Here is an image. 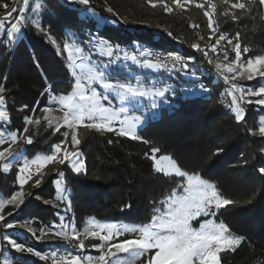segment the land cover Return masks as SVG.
Returning a JSON list of instances; mask_svg holds the SVG:
<instances>
[{"label":"trees","instance_id":"16d2710c","mask_svg":"<svg viewBox=\"0 0 264 264\" xmlns=\"http://www.w3.org/2000/svg\"><path fill=\"white\" fill-rule=\"evenodd\" d=\"M36 3L42 7L34 13ZM209 3L215 7L209 9ZM236 3H245L246 9L233 8ZM165 4L172 10L165 11ZM181 4L184 7H176L174 0H152V3L149 0H90V7L97 15L89 13L86 18L79 11L82 6L69 0H30L19 16L40 19L47 33L37 31L31 23L22 27V37L15 43L6 32L0 33V87L4 88L0 94L5 96L4 107L10 115V120L1 126L19 135L25 126V116L39 118L41 123L28 125L29 131L25 134L32 137L33 143L28 145L23 139L18 143L27 158L39 152L52 154L54 145L64 141L63 133L68 131L65 146L78 150L84 162L80 173L73 171L68 162L46 164L41 169V183L36 186L34 176L23 187L24 203L9 212L11 215H5L7 222L28 225L35 230V236L30 233L33 248L42 256L48 254L54 242L60 241L36 239L41 236V229L45 232L60 223L64 203L57 199V180L69 197L65 219L72 221L78 231L89 217L135 225L148 223L153 215V202L186 179L156 171L151 150L157 148L156 156L169 155L182 171L198 174L215 184L222 196L233 202L222 207L215 219L223 221L232 234L244 240L236 251L220 254L222 264H264V173L259 171L264 168V136L259 133L264 105L257 104L251 96L239 101L246 115L237 122L230 107V85L217 74L214 64L208 63L209 58L213 62L224 59L225 51L228 60L235 59L227 40L216 46V52L211 51V45L221 34H227L235 44L234 38L239 33L244 61L264 55V6L259 0H181ZM201 4L204 7H199ZM205 11L211 12L214 21L211 29ZM67 31L79 35L76 43L86 52L91 34L118 44L129 53L148 49L179 54L187 62V68L177 63L172 72L159 73H168L173 80L178 75L177 79L186 84L185 95L176 90L178 94L138 129L139 139L120 136L115 130L101 132L81 125L76 129L81 143L73 148L71 130L62 126L56 132L47 127L44 117L48 115L42 111L45 106L57 105L49 104L51 95L71 91L73 78L66 67L67 53L63 51V44L72 40L65 36ZM48 33L56 44L48 38ZM193 43L208 51V56L193 49ZM245 47L249 49L247 53L243 52ZM98 58L95 54L92 56L94 60ZM127 64L135 75L146 72L131 61ZM122 71V75L114 77L124 80L128 69ZM144 77L148 81L151 76ZM236 82L256 90L264 79L236 78ZM49 86L51 91L46 93ZM17 170L16 166L7 173L0 170L2 198H10L21 190ZM4 223L0 222V251L2 248L7 251L9 247L3 240L5 233L27 232L17 227L6 229ZM8 252L21 264H50L48 259L34 253H18L12 248Z\"/></svg>","mask_w":264,"mask_h":264},{"label":"snow or ice","instance_id":"6c2138e0","mask_svg":"<svg viewBox=\"0 0 264 264\" xmlns=\"http://www.w3.org/2000/svg\"><path fill=\"white\" fill-rule=\"evenodd\" d=\"M69 2L82 6L79 11L86 18L89 13L92 16L97 15L90 7V0H69ZM24 3L27 4L28 0H24ZM149 3H152V0H149ZM259 3L264 5V0H259ZM174 4L176 7H184L181 0H174ZM153 6L155 5L153 4ZM3 7L8 9L7 4ZM41 7V4L36 3L33 12L37 13ZM199 7H204V5L201 4ZM214 7L209 3V9ZM233 8L245 10L246 4L236 3ZM164 9L165 11L172 10L166 4ZM17 11V8H12L7 11L5 16L0 17V33L6 32L12 43L22 37V27L28 23H31L37 31L47 33V29L42 27L40 19L24 15L19 16L18 19L10 23V26L6 27V24L12 21V14ZM108 11L112 10L109 8ZM204 15L209 17L208 27L211 29L214 23L211 12L205 11ZM232 18L237 19L235 16ZM65 36L72 38L71 42L63 44V51L67 53L68 63L66 67L73 78V83L69 93L49 97V104H57L63 115L58 119L45 116L44 120L47 127L53 128L56 132H59L62 126L71 130L70 143L73 148L81 143L76 134V129L81 125L101 132L115 130L120 136L139 139L136 135L137 129L144 122L145 117L142 114L133 113L141 108L157 109L160 106L158 101L167 102L166 93L171 91L174 96L175 91L168 86L159 87L157 82L145 83L147 78L132 73L127 62L131 61L138 68L147 69L153 73L172 72L177 63L182 68H187V62L176 53H169L163 60L148 49H143L138 54L129 53L121 49L118 44L113 45L111 42L97 36H91V34L88 41L90 48L86 52L83 47L76 43L80 39L78 34L67 31ZM48 38L53 44H56L50 33H48ZM234 39L237 41L235 44H233L232 39L227 37V34L219 35L215 44L211 45V51L216 52V46L221 41L227 40L228 44L232 45L235 59L230 63L215 62L214 67L217 74L230 85L232 96L230 107L234 112L236 121L241 122L246 113L239 101L254 96L259 97L255 101L257 104L264 105V86L253 91L237 83L236 78L240 77L248 81L257 77L264 78V55H257L255 58H248L246 61L242 60L241 44L238 42L239 33ZM191 47L203 52L205 57L208 56V51L202 49L199 44L193 43ZM57 51L59 54V45H57ZM248 51L247 47L243 49L244 53ZM94 54L106 59L94 60L92 59ZM224 59H228L226 51L224 52ZM121 61L124 63L121 64ZM208 63L212 64V59L209 58ZM123 69H128L126 78L124 80L113 79L114 76L122 75ZM229 73L233 75L229 76ZM200 87L204 89L203 85ZM50 91L51 86L45 89L46 93ZM3 92L4 88L0 87V93ZM113 101L116 103L114 104ZM144 101H148V104H144ZM4 105L5 96L0 94V122L10 120V115L5 110ZM32 111L35 112L36 109ZM42 111L49 113L51 108L45 106ZM23 119L25 126L19 135L17 132L8 133L0 130V145L5 143V136L8 140V147L0 149V170L7 173L12 166L23 159L22 164L18 167L17 175L21 190L13 193L10 198H0V222H5L3 226L6 229H14L16 224L6 221L5 215L2 214L4 207L10 204L16 209L20 208L24 203V185L36 176L34 183L38 186L42 180L41 169L46 164H65L68 162L76 173H80L84 165L80 158L81 153L78 150H69L65 146L69 136L68 131L63 133L65 140L54 145L52 154H38L32 159L27 158L24 155V149L18 147V143L23 139L26 144H32V137L25 135L29 131L28 125H39L41 121L39 118L33 119L32 116H25ZM85 121L88 123L85 124ZM117 125L118 127H116ZM259 133L264 136V121L260 122ZM158 151L157 148L151 150V158L155 162L156 171L165 176L175 175L186 179L165 197L153 202V215L148 223L142 225L118 224L92 219L82 232H78L75 224H65L61 217V223L59 225L53 224L48 231L70 245L69 248L63 250L64 254L59 251H52L42 256L33 248H26L25 244L17 243L16 239L11 238L7 233L3 235V240L7 241V244L18 252L34 253L41 259H51L52 264H132V261L148 253H152V255L145 264H222L220 254L225 251H236L244 240V237L232 234L223 221L218 222L215 219L222 207L233 202L224 198L215 184L202 179L200 175L181 171L170 156L163 155L157 158L156 153ZM61 153L62 155H60ZM33 165H35V173L32 171ZM259 171L264 173V168L259 169ZM55 183L57 199H61L63 192L61 183L59 180ZM194 223L198 224V227L194 226ZM27 231L33 236L36 235L35 230L31 227H28ZM127 233L137 235L132 239H119L120 236ZM43 234L44 229H41V236H36V239H42ZM89 237L99 241L98 244L92 245L93 248L99 249L100 254L98 256L81 254L86 247L84 240ZM74 251L75 254H73ZM0 255H2V251H0ZM0 264H12V262L8 257H4L0 260Z\"/></svg>","mask_w":264,"mask_h":264},{"label":"rangeland","instance_id":"374dc122","mask_svg":"<svg viewBox=\"0 0 264 264\" xmlns=\"http://www.w3.org/2000/svg\"><path fill=\"white\" fill-rule=\"evenodd\" d=\"M29 1L30 0H28V3H29ZM28 3L25 4L24 3V0H0V17L5 16L6 13H7V11H10L12 8H17L18 7V9L21 10L20 12H22L28 6ZM5 4L8 5V9L7 10L3 7V5H5ZM17 12L19 13V11H17ZM18 17H19V14H16V15L12 14V21H10L9 23H7L6 25L10 24L11 22H14ZM100 59H106V58L100 57ZM217 62H220V63H230L231 61L228 60V59L227 60L220 59V60H217ZM213 64H215V62H213ZM143 70L146 71V72L145 73H142L141 72L140 73L141 76H144L146 74H148V75L151 76L148 81L145 80V81H147V83L157 82V86H159V87L168 86L170 89H172V90L175 91V95L174 96H176L178 94L176 90H179L181 95H185L186 84H184V82L182 80L177 79L179 77L178 75L173 76V78H174V80H173L172 77L168 73H166V72H165L166 74H160L159 72L153 73V72H151L150 70H147V69H143ZM228 75L229 76H232L233 74H230L229 73ZM114 78H116V77H114ZM237 78H240V77H237ZM262 79H264V78H262ZM262 86H264V83L262 84ZM260 88H261V86L258 89H256V90H259ZM252 90L253 91H256L254 89H252ZM174 96L172 95V92L169 91L168 93H166V101L167 102L170 101V98H172ZM251 97H254V96H251ZM254 98H256V100L259 99V97H254ZM167 102L158 101V104L160 106H162V105H164ZM113 103L115 104L116 102L113 101ZM143 103L144 104H148V101H144ZM159 107L157 109H155V110L151 109L150 107L141 108L136 113H133V114H136V115L142 114L145 117L144 122L138 127V129L145 123V121L148 118H153V117L156 116V113L158 112ZM50 108H51V111L49 113H47V115L49 116V118L58 119V118L62 117L63 113L59 110V106L58 105H56V106H50ZM262 120L264 121V118ZM86 123H88V121H85V124ZM1 124H2V122H0V130H3V131L8 132V133L13 132V131H7L4 127L1 126ZM116 127H118V125ZM138 129H137V131H138ZM136 135H137V133H136ZM4 139H5V143L2 144V145H0V149L8 146L7 136H5ZM38 154L46 155L43 152H39L34 157H36ZM163 155H166V154L159 155V156H157V158H159L160 156H163ZM167 156H169V155H167ZM80 158H81V156H80ZM22 162H23V159H21L15 166L18 168L19 165L22 164ZM68 164L71 167V164L70 163H68ZM34 170H35V165L32 166V171H34ZM17 175H18V170H17ZM61 188L63 189L62 198L61 199H58V200L61 203H64V204H61V207L62 208H61V213L60 214H61V217L64 218L63 223L70 224V223H73V222L72 221H68V219H65V217H66V215H68V211H69V207H68L69 206V204H68L69 197H68V194L67 193H64V186H63L62 183H61ZM0 198H2V197L0 196ZM15 209L16 208L13 205H10V204L9 205H6L4 207V209H3V213L2 214L6 215L7 213H9V212H11V211H13ZM92 219H94L95 221H99V222H115V221L99 220V219H96V218H93V217H89L85 221L84 226L78 232H82L83 229L87 226L88 222L91 221ZM60 223H61V220H60ZM116 223L119 224V223H123V222H116ZM15 224H16L17 229H24L26 231H27V228L30 227L28 225H25V226L22 227L21 225H19V223H15ZM59 224H57V225H59ZM8 235L11 238L16 239L17 243H23V244H25L26 248L27 247L33 248L32 239H31L30 233L28 231L27 232H22V231L15 230V231H12V232L8 233ZM136 235L137 234H135V233H127V234H124V235L120 236L119 239H121V240H123V239H132V238H135ZM42 239L51 240V241H53L54 239L60 240V241L54 242L52 244V246H51L52 248H51V250H49L48 253H50L52 251H59L61 254H64L63 253V250L65 248H69L70 247V245H68L66 241H64L63 239H61L59 237H56L50 231H45L44 234H43ZM39 240H41V239H39ZM84 243H85L86 247H85V250L81 253L82 255L98 256L100 254L99 249H96V248H93L92 247L93 244H98L99 243L98 240H95V239L89 237V238H87V239L84 240ZM10 248H11L10 245H9L7 251L6 250L3 251V248H2V255H0V260H2L4 257H8L11 260L12 264H21V263L15 261L14 259H12L9 256L8 250ZM0 250H1V247H0ZM34 251H35V249H34ZM18 253H21V252H18ZM23 253H27V252L25 251ZM73 254H75V251H74ZM44 255H46V254H44ZM121 255H124V254H121ZM151 255H152V253H148V254H146L144 256H141V257L135 259L134 261H132V264H145V262L149 259V257ZM48 262L50 264H52L51 259H48Z\"/></svg>","mask_w":264,"mask_h":264},{"label":"built area","instance_id":"2783aa9c","mask_svg":"<svg viewBox=\"0 0 264 264\" xmlns=\"http://www.w3.org/2000/svg\"><path fill=\"white\" fill-rule=\"evenodd\" d=\"M17 9H18V7H17ZM18 11H19V13H20V11L21 10H19L18 9ZM18 13V14H19ZM151 52H153V53H155V54H157L159 57H160V59H164L165 57H167V55L170 53V52H168V51H156V50H151ZM169 66H171V64H169Z\"/></svg>","mask_w":264,"mask_h":264}]
</instances>
